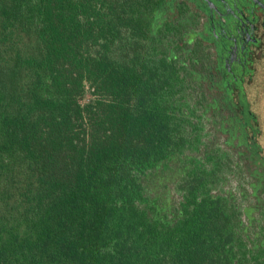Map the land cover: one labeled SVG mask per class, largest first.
I'll return each instance as SVG.
<instances>
[{
  "label": "trees",
  "instance_id": "trees-1",
  "mask_svg": "<svg viewBox=\"0 0 264 264\" xmlns=\"http://www.w3.org/2000/svg\"><path fill=\"white\" fill-rule=\"evenodd\" d=\"M153 1L0 0V264H264Z\"/></svg>",
  "mask_w": 264,
  "mask_h": 264
},
{
  "label": "flooded vegetation",
  "instance_id": "flooded-vegetation-1",
  "mask_svg": "<svg viewBox=\"0 0 264 264\" xmlns=\"http://www.w3.org/2000/svg\"><path fill=\"white\" fill-rule=\"evenodd\" d=\"M153 28L169 55L202 77L214 97L205 109L210 136L223 153L218 183L231 194L249 248L264 247L262 128L245 85L264 53V0H155ZM256 250V249H254Z\"/></svg>",
  "mask_w": 264,
  "mask_h": 264
},
{
  "label": "rangeland",
  "instance_id": "rangeland-1",
  "mask_svg": "<svg viewBox=\"0 0 264 264\" xmlns=\"http://www.w3.org/2000/svg\"><path fill=\"white\" fill-rule=\"evenodd\" d=\"M247 96L251 102V107L256 112L262 128L260 140L264 146V53L255 62V73L250 82L245 85ZM89 97L86 94V99ZM83 101V100H82Z\"/></svg>",
  "mask_w": 264,
  "mask_h": 264
}]
</instances>
